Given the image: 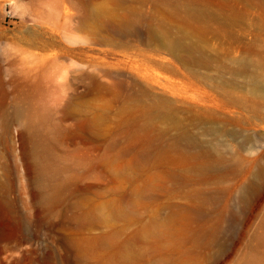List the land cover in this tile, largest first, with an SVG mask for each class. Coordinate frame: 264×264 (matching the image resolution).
Listing matches in <instances>:
<instances>
[{
  "label": "rangeland",
  "instance_id": "1",
  "mask_svg": "<svg viewBox=\"0 0 264 264\" xmlns=\"http://www.w3.org/2000/svg\"><path fill=\"white\" fill-rule=\"evenodd\" d=\"M51 1L0 0V234L12 235L8 248L0 252V264H246L253 226L264 213V177L247 203L239 194L256 166L264 163V96L249 94L242 77L220 74L215 51L223 50L218 42L210 43L211 66L203 70L220 88L209 90L219 97L225 86L246 95L257 116L240 110L244 118L237 123L215 124L235 129L237 136L208 135L204 125L190 124L187 116L191 65L184 49L171 52L145 35L146 40L125 38L100 29L98 12L114 8L113 0H84L86 9L74 0ZM127 4L169 37L187 43L179 21L167 11L136 0ZM260 14L255 11L254 16ZM258 37L264 55V28ZM237 55L251 59L244 52ZM221 59L230 63L227 54ZM252 72L264 84V69L253 67ZM140 89L149 95H138ZM153 97L172 106L181 126L198 142L217 145L223 161L215 168L229 170L224 180L214 177L217 171L198 170L187 156L195 148L184 154L171 146L176 130L168 122H154L149 147L134 135L131 127L145 123L142 111L150 108ZM28 105L46 107L55 120L67 115V126L83 120L95 137L107 138L111 145L106 156L102 148L94 151L75 137L55 148L58 154L76 148L97 152L102 162L87 173L84 167L72 168L86 175L67 183L49 208L38 204L21 130L12 118L16 108ZM245 137L250 141L242 146ZM142 152L149 155L145 165L137 161ZM158 172L165 180L153 178ZM173 175L186 184L175 186ZM176 206L185 213H200L176 227H160ZM214 226L218 231L209 238L204 230Z\"/></svg>",
  "mask_w": 264,
  "mask_h": 264
},
{
  "label": "bare ground",
  "instance_id": "2",
  "mask_svg": "<svg viewBox=\"0 0 264 264\" xmlns=\"http://www.w3.org/2000/svg\"><path fill=\"white\" fill-rule=\"evenodd\" d=\"M60 1L71 0H52L51 3H60ZM74 1L86 9L84 0ZM113 1L114 8L104 7L98 12L102 22L100 29L110 30L125 38L130 36L139 38L143 36L144 38L145 35L147 41L159 42L171 52L178 51L180 47L186 51L187 56L184 59L191 65V71L188 74L189 92L187 93L189 105L187 116L190 124L204 125L205 133L211 136L220 134L237 136L239 132L235 129H228L225 126L218 127L215 124L219 121L230 124L232 122L237 123L239 119L244 118L240 116V110H245L250 117L255 118L257 116L254 104H247L246 95L241 96L236 91L223 86L220 96L216 97L209 89L220 87L211 82L203 69L211 66V60L207 53L210 43L218 42L223 50L221 54H227L230 61L229 64L222 63L221 54L215 51L217 61L221 62L218 72L220 74L230 72L234 76L242 77L246 80L249 94L253 92L264 96V84L258 75L252 72L253 67L264 69V55L258 49V35L260 29L264 28V0H136L141 6L150 3L154 9L165 10L170 17L177 18L179 28L183 30V34L188 40L185 45L181 41L169 37L158 26L147 21L146 17L141 16L138 9L127 4L128 0ZM125 5L127 9L124 11ZM255 11L261 12L262 15L255 17ZM84 20L85 18H82L80 22L84 23ZM253 31L255 34L254 38L251 39L250 35ZM238 52L251 55V59H242L237 55ZM238 86L245 88L239 83ZM136 93L143 97L149 95L148 91L144 89L137 90ZM248 106L249 109H247ZM239 111L240 113H237ZM142 115L146 117L145 123H136L132 125L131 130L137 138H142L147 147L153 144L154 138L151 131L154 130V122L156 120L168 122L169 127L176 130L175 140L171 146L183 150L184 154H188L186 149L195 148V153L190 152V155L187 156L197 164L200 172H204V170L206 172L217 171L214 177L219 181L228 176V166L215 168L218 163L222 164L223 161L217 152V145L213 142H208L205 145L191 136L189 131L181 126L182 124L177 120L172 106H169L166 101L163 104L162 99L153 97L150 108L143 110ZM12 118L21 130L24 157L27 161V168L31 172L32 181L38 191V204L42 207L49 208L56 204L67 183L72 179H81L86 175L85 173L72 172V168L84 167L87 173L95 171L102 162L100 160L102 156L98 157L97 152L90 153L76 148L58 154L55 151L56 147L61 145L64 140L75 137L89 145L94 151L102 148V154L106 156L111 146L109 139L95 137L85 121L76 120L67 126L65 124V121L69 119L67 115L62 116L60 120H55L46 107L28 105L26 109L16 108ZM126 131L127 129H124L123 133H127ZM248 138L245 137L242 146L249 143ZM180 144H183V147ZM147 153L142 152V156L137 158L140 165H145L148 162L149 155ZM68 160L71 161L67 162ZM250 163L251 165L256 163V159H251ZM160 172L153 176L155 180H165V176L162 173L159 174ZM101 175L103 178L107 177L104 173ZM91 176L93 177L92 173ZM172 177H174L173 184L175 186L186 184L185 182H177L175 175ZM263 177L264 163L256 166L251 181L240 191L239 198L242 203H247L249 194ZM3 212V207L0 205V217ZM190 212L186 211L185 213L176 206L171 209L166 219L159 223L160 227L164 228L167 225L176 227L175 225H181L185 220L195 218L200 213L199 211L195 214ZM217 231V226L210 227L207 231L204 230L209 238H214L213 236ZM11 240L12 235L0 234V252L8 248ZM238 241L242 240L239 239ZM249 242V250L244 255L246 264H264V213L253 226Z\"/></svg>",
  "mask_w": 264,
  "mask_h": 264
}]
</instances>
